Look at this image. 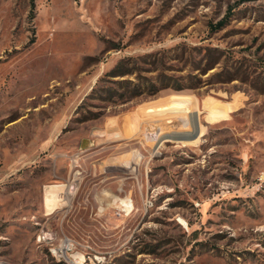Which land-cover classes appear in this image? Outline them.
Returning a JSON list of instances; mask_svg holds the SVG:
<instances>
[{
	"label": "rangeland",
	"instance_id": "1",
	"mask_svg": "<svg viewBox=\"0 0 264 264\" xmlns=\"http://www.w3.org/2000/svg\"><path fill=\"white\" fill-rule=\"evenodd\" d=\"M65 238L80 264H264V0H0V264H74Z\"/></svg>",
	"mask_w": 264,
	"mask_h": 264
},
{
	"label": "bare ground",
	"instance_id": "2",
	"mask_svg": "<svg viewBox=\"0 0 264 264\" xmlns=\"http://www.w3.org/2000/svg\"><path fill=\"white\" fill-rule=\"evenodd\" d=\"M68 192H69V185L68 184H65V183L51 184L46 189V192H45V197H44V202H43V207H44L45 213L52 212L55 208L59 207L60 204L63 203V200H65L66 194ZM54 256L58 260L68 258V260H70L74 264H80L81 263V261L79 259H77V257H74L72 255H71V257H70V255H68V256H65L64 258H62L57 253H54ZM98 258H100V257H98Z\"/></svg>",
	"mask_w": 264,
	"mask_h": 264
},
{
	"label": "trees",
	"instance_id": "3",
	"mask_svg": "<svg viewBox=\"0 0 264 264\" xmlns=\"http://www.w3.org/2000/svg\"><path fill=\"white\" fill-rule=\"evenodd\" d=\"M34 9H35V0H31V12H33ZM224 22H225L224 20H221L214 27L222 26L224 24ZM113 73L115 74V76H118V75H122L123 76V75H126V74L130 73V72H122L120 70H119V72H117V69H114ZM168 83L169 82L163 81L161 83V85H163V86H171V87H173L174 89H177V90L185 88V86H184L185 84L182 83V82H172V84H168ZM148 89H149L148 92H143L142 88H140V86L137 84V86L135 88V94H134L133 97H138V96L142 95L143 93H146L149 96H155L160 91L161 86L152 82L150 88H148ZM47 253H48V255H50L49 252H47Z\"/></svg>",
	"mask_w": 264,
	"mask_h": 264
},
{
	"label": "built area",
	"instance_id": "4",
	"mask_svg": "<svg viewBox=\"0 0 264 264\" xmlns=\"http://www.w3.org/2000/svg\"><path fill=\"white\" fill-rule=\"evenodd\" d=\"M152 204L153 202L151 200H148L146 202L147 207L151 206ZM73 247H74V243L72 242V240L70 238H65L63 242L59 244V246L56 249L57 251H55V253H57L59 256L64 258L65 256L69 255V252L73 249Z\"/></svg>",
	"mask_w": 264,
	"mask_h": 264
}]
</instances>
